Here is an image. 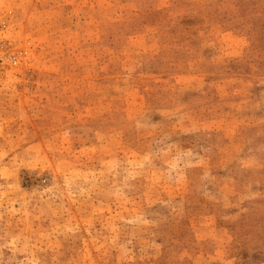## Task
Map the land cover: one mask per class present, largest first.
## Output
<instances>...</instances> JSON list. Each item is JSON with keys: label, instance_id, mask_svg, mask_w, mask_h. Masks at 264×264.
I'll list each match as a JSON object with an SVG mask.
<instances>
[{"label": "rangeland", "instance_id": "374dc122", "mask_svg": "<svg viewBox=\"0 0 264 264\" xmlns=\"http://www.w3.org/2000/svg\"><path fill=\"white\" fill-rule=\"evenodd\" d=\"M0 264H264V0H0Z\"/></svg>", "mask_w": 264, "mask_h": 264}]
</instances>
